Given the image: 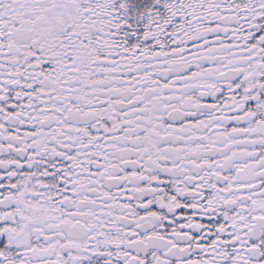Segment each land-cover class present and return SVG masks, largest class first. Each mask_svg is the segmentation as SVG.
<instances>
[{
    "label": "snow or ice",
    "instance_id": "1",
    "mask_svg": "<svg viewBox=\"0 0 264 264\" xmlns=\"http://www.w3.org/2000/svg\"><path fill=\"white\" fill-rule=\"evenodd\" d=\"M0 264H264V0H0Z\"/></svg>",
    "mask_w": 264,
    "mask_h": 264
}]
</instances>
